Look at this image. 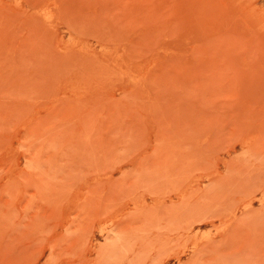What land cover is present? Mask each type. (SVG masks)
I'll return each mask as SVG.
<instances>
[{
	"label": "rangeland",
	"instance_id": "1",
	"mask_svg": "<svg viewBox=\"0 0 264 264\" xmlns=\"http://www.w3.org/2000/svg\"><path fill=\"white\" fill-rule=\"evenodd\" d=\"M0 264H264V0H0Z\"/></svg>",
	"mask_w": 264,
	"mask_h": 264
}]
</instances>
